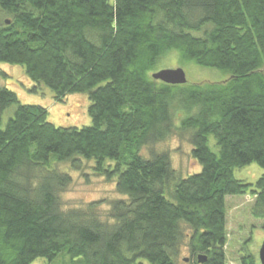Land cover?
I'll use <instances>...</instances> for the list:
<instances>
[{
  "label": "trees",
  "instance_id": "16d2710c",
  "mask_svg": "<svg viewBox=\"0 0 264 264\" xmlns=\"http://www.w3.org/2000/svg\"><path fill=\"white\" fill-rule=\"evenodd\" d=\"M0 15V65L20 66L56 103L86 94L91 119L57 128L0 87V264H178L184 249L189 264H227L226 198H250L264 220V173L234 177L264 171V0H0ZM170 52L227 78L153 80ZM171 138L187 142L199 173L183 177L166 150L141 154ZM83 162L115 180L117 197L63 209L71 177L60 166Z\"/></svg>",
  "mask_w": 264,
  "mask_h": 264
},
{
  "label": "rangeland",
  "instance_id": "374dc122",
  "mask_svg": "<svg viewBox=\"0 0 264 264\" xmlns=\"http://www.w3.org/2000/svg\"><path fill=\"white\" fill-rule=\"evenodd\" d=\"M2 21L3 18L0 15V24ZM175 68L183 70L189 84L219 83L227 78L224 72L214 68L199 67L182 59L177 52H170L161 58L153 72ZM0 69L7 75H0V87H5L14 92L18 103L21 105H37L45 108L48 112L47 122L51 125L57 128H82L91 125V119L88 115L89 101L86 94H73L68 96L63 103H56L52 91L43 85L31 91L34 84L25 76L24 70L20 66L1 64ZM15 109L16 105H12L3 112L1 129H4L7 121L13 117ZM208 142L209 147L216 151L212 136H209ZM150 150L168 151L172 167L183 177L200 171L197 163L194 161L193 163L190 159L191 147L187 145L186 141L171 138L159 145L142 149L141 154L148 156ZM89 165V162H83L80 172L68 171L67 167L60 166L71 177L70 185L60 194L63 209L82 207L94 201L108 202L117 197L114 191L115 180L114 183H110L104 178L95 177L92 169H88ZM263 173L264 171L261 168L251 164L235 170L234 177L239 181L255 184ZM225 202L227 264H239V259L245 254L253 255L259 264L258 252L264 240V220H256L251 217L250 207L253 200L248 197L230 196L226 198ZM188 256L186 249H184L178 258V264H189L183 261ZM33 264L48 263L43 259H38ZM51 264H70V259L67 256L60 255Z\"/></svg>",
  "mask_w": 264,
  "mask_h": 264
},
{
  "label": "water",
  "instance_id": "95a60500",
  "mask_svg": "<svg viewBox=\"0 0 264 264\" xmlns=\"http://www.w3.org/2000/svg\"><path fill=\"white\" fill-rule=\"evenodd\" d=\"M151 77L153 80L160 81L167 85L175 86L187 83L185 73L180 68L161 70L153 73ZM258 259L260 264H264V240L258 252ZM204 261V258H198L199 263H203Z\"/></svg>",
  "mask_w": 264,
  "mask_h": 264
}]
</instances>
